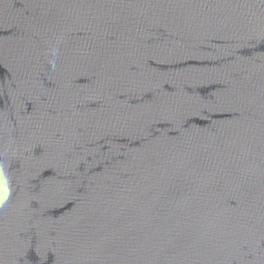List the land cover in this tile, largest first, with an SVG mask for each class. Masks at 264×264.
<instances>
[{
  "label": "water",
  "instance_id": "1",
  "mask_svg": "<svg viewBox=\"0 0 264 264\" xmlns=\"http://www.w3.org/2000/svg\"><path fill=\"white\" fill-rule=\"evenodd\" d=\"M0 264H264V0H0Z\"/></svg>",
  "mask_w": 264,
  "mask_h": 264
}]
</instances>
